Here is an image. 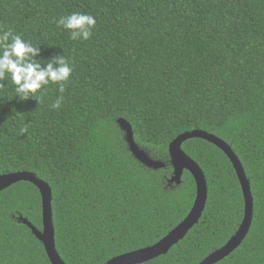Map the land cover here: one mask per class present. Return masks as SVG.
<instances>
[{
	"label": "trees",
	"instance_id": "obj_1",
	"mask_svg": "<svg viewBox=\"0 0 264 264\" xmlns=\"http://www.w3.org/2000/svg\"><path fill=\"white\" fill-rule=\"evenodd\" d=\"M72 12L96 17L89 40L57 26ZM0 28L41 45L38 60L64 50L73 68L65 92L50 84L39 104L14 97L10 77L0 81V174L29 171L50 184L67 264H105L153 245L187 216L196 181L185 170L180 184L170 182L169 145L194 129L232 146L254 197L249 234L216 264H264V0H0ZM119 118L164 168L134 156ZM183 149L208 180L203 216L167 254L138 264H199L244 218L228 155L202 138ZM18 214L42 228V195L32 182L0 191V264H52Z\"/></svg>",
	"mask_w": 264,
	"mask_h": 264
},
{
	"label": "water",
	"instance_id": "obj_2",
	"mask_svg": "<svg viewBox=\"0 0 264 264\" xmlns=\"http://www.w3.org/2000/svg\"><path fill=\"white\" fill-rule=\"evenodd\" d=\"M118 123L125 131L129 149L140 162L153 169H160L165 166L164 162L152 158L143 148L139 146L135 140L133 126L127 119L119 118ZM192 138H202L210 141L228 155L236 169L245 199L244 218L236 233L227 241L225 245L206 256L199 264H216L231 255L242 245L243 241L249 234L254 218V197L251 182L246 174L241 160L228 142L206 130L194 129L180 134L169 145L171 162L174 168L170 182L180 184L185 170H188L195 178L197 190L191 210L174 229H172L158 242L144 248L115 256L108 260L105 264H138L149 261L160 255L167 254L173 246L183 240L188 235L190 230L199 223L207 205L209 186L206 174L199 163L189 156L183 149V143ZM23 180L34 183L41 192L43 226L40 229L33 224L28 217H25L22 214L18 216V220L26 224L32 230L33 234L43 243L52 264H67L57 248L56 229L52 206L53 192L50 184L45 180L40 179L33 172L17 171L0 174V191Z\"/></svg>",
	"mask_w": 264,
	"mask_h": 264
},
{
	"label": "clouds",
	"instance_id": "obj_3",
	"mask_svg": "<svg viewBox=\"0 0 264 264\" xmlns=\"http://www.w3.org/2000/svg\"><path fill=\"white\" fill-rule=\"evenodd\" d=\"M58 27L66 30L72 40H89L97 25V19L91 14L72 12L56 20ZM41 45L14 34L13 30L0 28V81L9 77L14 85V97L20 101L29 98L41 102V97L47 87L58 85V91L63 94L70 80L73 68L63 54H53L47 59L38 60L41 56ZM2 86V85H0ZM64 101L63 95L57 97L51 105L59 109ZM21 133L27 128H21Z\"/></svg>",
	"mask_w": 264,
	"mask_h": 264
},
{
	"label": "rangeland",
	"instance_id": "obj_4",
	"mask_svg": "<svg viewBox=\"0 0 264 264\" xmlns=\"http://www.w3.org/2000/svg\"><path fill=\"white\" fill-rule=\"evenodd\" d=\"M162 162H163V161H162ZM164 163H165V162H164ZM171 164H172V162H171ZM165 166H166V163H165ZM165 166H164V167H165ZM164 167H162V168H164ZM160 169H161V168H160ZM173 172H174V171H173ZM172 175H173V174H172ZM243 195H244V194H243ZM244 200H245V199H244Z\"/></svg>",
	"mask_w": 264,
	"mask_h": 264
},
{
	"label": "flooded vegetation",
	"instance_id": "obj_5",
	"mask_svg": "<svg viewBox=\"0 0 264 264\" xmlns=\"http://www.w3.org/2000/svg\"><path fill=\"white\" fill-rule=\"evenodd\" d=\"M20 214H18V216H19ZM18 216H16L17 218H18Z\"/></svg>",
	"mask_w": 264,
	"mask_h": 264
}]
</instances>
